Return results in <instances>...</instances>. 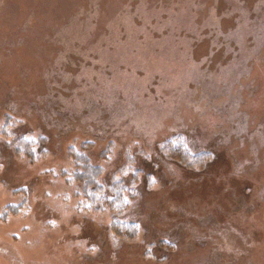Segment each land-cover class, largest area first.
<instances>
[{
	"label": "rangeland",
	"instance_id": "obj_1",
	"mask_svg": "<svg viewBox=\"0 0 264 264\" xmlns=\"http://www.w3.org/2000/svg\"><path fill=\"white\" fill-rule=\"evenodd\" d=\"M0 264H264V0H0Z\"/></svg>",
	"mask_w": 264,
	"mask_h": 264
},
{
	"label": "trees",
	"instance_id": "obj_2",
	"mask_svg": "<svg viewBox=\"0 0 264 264\" xmlns=\"http://www.w3.org/2000/svg\"><path fill=\"white\" fill-rule=\"evenodd\" d=\"M7 119L8 120L5 121L6 126H2L1 130L3 131V136H6L7 134L10 138V134L13 136L12 133L8 134L11 127L9 125L11 118L9 117ZM15 137L16 139L11 144L13 152L20 157L30 158L31 160L34 158L36 159L37 153L35 151L40 147L38 146L39 144H44L43 139H39L38 142H33L26 140V138L23 136L17 135ZM70 150L75 166L74 178L79 183H81V185H83V190L84 193H86L87 200L91 202V204L97 203L98 206H108L111 210H118V212L125 210L124 207L126 205L123 201L124 197H122L121 193H116L123 192V189L119 188L123 185V183L114 182L113 184L111 183L112 185H110L112 188L117 187L115 190L117 196H111L110 194L106 193V187L101 184V180L98 179V166L91 163L89 157L83 154L80 150H75L74 148H71ZM160 150L170 160L181 162L185 159L191 166H198L204 161L206 157H208L207 153H197L195 155L191 154L187 148V145L185 144V141H183L179 136L169 139L161 146ZM40 153L42 152L40 151ZM113 228L127 234H133L137 231L135 224L130 222H120L119 220L115 219L112 221L110 226V229Z\"/></svg>",
	"mask_w": 264,
	"mask_h": 264
}]
</instances>
